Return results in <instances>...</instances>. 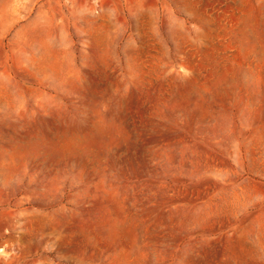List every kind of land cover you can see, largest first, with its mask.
Instances as JSON below:
<instances>
[{
	"label": "rangeland",
	"instance_id": "obj_1",
	"mask_svg": "<svg viewBox=\"0 0 264 264\" xmlns=\"http://www.w3.org/2000/svg\"><path fill=\"white\" fill-rule=\"evenodd\" d=\"M0 264H264V0H0Z\"/></svg>",
	"mask_w": 264,
	"mask_h": 264
}]
</instances>
